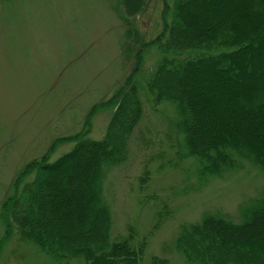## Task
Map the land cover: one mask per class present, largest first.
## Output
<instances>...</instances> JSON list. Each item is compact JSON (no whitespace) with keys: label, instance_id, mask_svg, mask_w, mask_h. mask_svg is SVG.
Masks as SVG:
<instances>
[{"label":"trees","instance_id":"1","mask_svg":"<svg viewBox=\"0 0 264 264\" xmlns=\"http://www.w3.org/2000/svg\"><path fill=\"white\" fill-rule=\"evenodd\" d=\"M132 70L105 106L113 109L102 139L72 138L53 163L29 164L1 206L6 233L16 234L55 264H129L133 233L112 234L104 199L106 172L128 158L142 117L137 76L145 51L158 59L146 78L153 103L169 102L181 135L180 160L193 158L197 182L221 178L242 162L264 177V0L164 1L163 25L151 40L134 27L150 0H119ZM129 56V57H130ZM132 147V146H131ZM238 218L204 213L180 226L173 246L187 264H264V192Z\"/></svg>","mask_w":264,"mask_h":264},{"label":"rangeland","instance_id":"2","mask_svg":"<svg viewBox=\"0 0 264 264\" xmlns=\"http://www.w3.org/2000/svg\"><path fill=\"white\" fill-rule=\"evenodd\" d=\"M174 0H166L172 17ZM163 0H150L134 27L144 40L162 29ZM119 0H0V264H55L16 234L6 233L3 201L26 167L44 154L53 163L70 152L72 138L102 139L113 109L105 106L132 70L124 49L130 24ZM137 76L142 117L128 158L103 181L112 234L133 233L129 264H187L173 246L184 223L204 213L238 218L257 206L264 177L240 169L198 183L193 158L180 160L182 137L169 102L153 103L146 78L158 59L145 51ZM132 146V147H131Z\"/></svg>","mask_w":264,"mask_h":264}]
</instances>
